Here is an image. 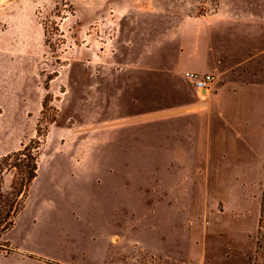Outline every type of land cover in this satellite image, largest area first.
Wrapping results in <instances>:
<instances>
[{
    "label": "rangeland",
    "instance_id": "obj_1",
    "mask_svg": "<svg viewBox=\"0 0 264 264\" xmlns=\"http://www.w3.org/2000/svg\"><path fill=\"white\" fill-rule=\"evenodd\" d=\"M227 8L264 16V0H0V157L47 132L0 264H264V150L227 108L200 121L183 77ZM241 28L234 58L264 50Z\"/></svg>",
    "mask_w": 264,
    "mask_h": 264
},
{
    "label": "crops",
    "instance_id": "obj_2",
    "mask_svg": "<svg viewBox=\"0 0 264 264\" xmlns=\"http://www.w3.org/2000/svg\"><path fill=\"white\" fill-rule=\"evenodd\" d=\"M241 23L251 25L256 37L262 35V31L259 32L264 28L262 15H243L237 8L221 9L214 15L211 26L207 28V33H211L212 37L200 38V63L195 64L188 58V70L183 73V77L188 84L186 73L212 75L214 83L211 90L200 97V121L205 117L209 118L214 110L220 114L221 110L227 108L232 114L229 125L236 126L240 123L239 127L244 130L239 134L241 139L246 138L248 148L263 152L264 50L248 48L246 55L235 58L232 56L229 49L237 45V34L248 33L241 28ZM196 69L200 72L195 71ZM254 143L256 147H253Z\"/></svg>",
    "mask_w": 264,
    "mask_h": 264
},
{
    "label": "trees",
    "instance_id": "obj_3",
    "mask_svg": "<svg viewBox=\"0 0 264 264\" xmlns=\"http://www.w3.org/2000/svg\"><path fill=\"white\" fill-rule=\"evenodd\" d=\"M53 122L54 120L50 121ZM46 135V131L41 133L37 128L34 139L21 149L0 157V253H9L3 236L13 228L17 216L24 209L28 190L37 175L39 150ZM6 175L11 178L8 191H4L2 186ZM258 224L260 228H264V178Z\"/></svg>",
    "mask_w": 264,
    "mask_h": 264
},
{
    "label": "built area",
    "instance_id": "obj_4",
    "mask_svg": "<svg viewBox=\"0 0 264 264\" xmlns=\"http://www.w3.org/2000/svg\"><path fill=\"white\" fill-rule=\"evenodd\" d=\"M185 79L189 85H191L199 95V97L205 96V94L211 90L214 77L209 74H194V73H186Z\"/></svg>",
    "mask_w": 264,
    "mask_h": 264
}]
</instances>
